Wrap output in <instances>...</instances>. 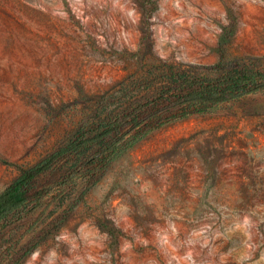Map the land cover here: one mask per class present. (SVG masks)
<instances>
[{
    "label": "rangeland",
    "instance_id": "obj_1",
    "mask_svg": "<svg viewBox=\"0 0 264 264\" xmlns=\"http://www.w3.org/2000/svg\"><path fill=\"white\" fill-rule=\"evenodd\" d=\"M221 60L264 68V0H0V192L17 165ZM0 264H264V89L148 129L12 212Z\"/></svg>",
    "mask_w": 264,
    "mask_h": 264
},
{
    "label": "trees",
    "instance_id": "obj_2",
    "mask_svg": "<svg viewBox=\"0 0 264 264\" xmlns=\"http://www.w3.org/2000/svg\"><path fill=\"white\" fill-rule=\"evenodd\" d=\"M205 67L212 73L180 72L152 96L124 108L114 117L101 120L90 130L91 134L81 131L80 136L31 167L17 165L19 175L0 192V221L22 207L40 203L55 188L66 191L80 176L115 160L148 129L264 89V68L226 60ZM94 146L85 159L54 184L34 187L33 181L59 158Z\"/></svg>",
    "mask_w": 264,
    "mask_h": 264
}]
</instances>
